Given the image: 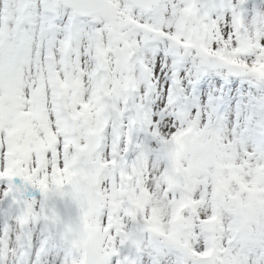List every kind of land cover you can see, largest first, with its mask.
Segmentation results:
<instances>
[{
	"label": "snow or ice",
	"instance_id": "1",
	"mask_svg": "<svg viewBox=\"0 0 264 264\" xmlns=\"http://www.w3.org/2000/svg\"><path fill=\"white\" fill-rule=\"evenodd\" d=\"M0 264H264V0H0Z\"/></svg>",
	"mask_w": 264,
	"mask_h": 264
}]
</instances>
